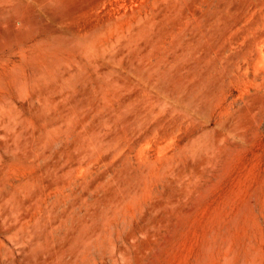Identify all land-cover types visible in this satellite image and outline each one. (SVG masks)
<instances>
[{
	"label": "rangeland",
	"instance_id": "374dc122",
	"mask_svg": "<svg viewBox=\"0 0 264 264\" xmlns=\"http://www.w3.org/2000/svg\"><path fill=\"white\" fill-rule=\"evenodd\" d=\"M119 2L0 0V264H264V0Z\"/></svg>",
	"mask_w": 264,
	"mask_h": 264
},
{
	"label": "bare ground",
	"instance_id": "6f19581e",
	"mask_svg": "<svg viewBox=\"0 0 264 264\" xmlns=\"http://www.w3.org/2000/svg\"><path fill=\"white\" fill-rule=\"evenodd\" d=\"M109 2L112 5L110 8H112V10L114 9V11L112 13H110L109 18L106 21L95 22V23H92L91 25H89L87 27L86 36L88 38L93 37L100 29L104 28V26L114 25L117 20L121 19L122 17H125L129 13L128 9H124V10H123V8L120 9L121 5H120L119 0H109ZM124 8H127V6ZM131 8L133 9V5L131 6Z\"/></svg>",
	"mask_w": 264,
	"mask_h": 264
}]
</instances>
